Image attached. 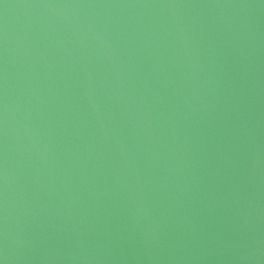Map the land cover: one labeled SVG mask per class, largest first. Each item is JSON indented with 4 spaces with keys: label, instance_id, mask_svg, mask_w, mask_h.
<instances>
[{
    "label": "water",
    "instance_id": "water-1",
    "mask_svg": "<svg viewBox=\"0 0 264 264\" xmlns=\"http://www.w3.org/2000/svg\"><path fill=\"white\" fill-rule=\"evenodd\" d=\"M3 264H264V0H0Z\"/></svg>",
    "mask_w": 264,
    "mask_h": 264
},
{
    "label": "snow or ice",
    "instance_id": "snow-or-ice-1",
    "mask_svg": "<svg viewBox=\"0 0 264 264\" xmlns=\"http://www.w3.org/2000/svg\"><path fill=\"white\" fill-rule=\"evenodd\" d=\"M0 264H3V262H2V261H0Z\"/></svg>",
    "mask_w": 264,
    "mask_h": 264
}]
</instances>
